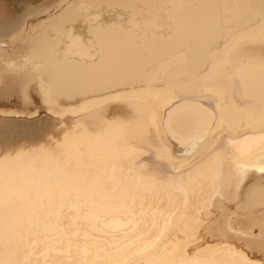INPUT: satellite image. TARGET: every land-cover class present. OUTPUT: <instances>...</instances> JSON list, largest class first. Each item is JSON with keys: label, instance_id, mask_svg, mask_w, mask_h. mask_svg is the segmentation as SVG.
Listing matches in <instances>:
<instances>
[{"label": "bare ground", "instance_id": "obj_1", "mask_svg": "<svg viewBox=\"0 0 264 264\" xmlns=\"http://www.w3.org/2000/svg\"><path fill=\"white\" fill-rule=\"evenodd\" d=\"M91 1L76 0L44 30L41 24L31 56L4 61L11 70L38 64L40 86L43 80L60 90L83 87L92 104L81 130L65 137L57 152L0 158V264H124L141 241L127 229L105 227L123 217H93L138 193L137 218H155L159 229V239L157 229L151 241L143 239L150 252L156 243L147 259L180 264L201 251L194 240L185 246L189 236L175 219L184 211V195L170 184L187 176L154 156L161 140L171 148L168 135L164 128L136 132L148 108L138 110L127 97L147 87L148 78L154 88H175L176 136L207 124L208 141L222 140L213 135L221 119L236 134L264 135V0ZM24 15L0 20L1 42L15 39ZM13 84L19 90L20 82ZM115 96L121 99H110ZM59 122L0 117V148L37 143ZM249 147L259 150L258 143ZM188 199L192 216L200 194ZM146 227L142 223L137 233L143 236Z\"/></svg>", "mask_w": 264, "mask_h": 264}, {"label": "snow or ice", "instance_id": "obj_2", "mask_svg": "<svg viewBox=\"0 0 264 264\" xmlns=\"http://www.w3.org/2000/svg\"><path fill=\"white\" fill-rule=\"evenodd\" d=\"M45 15V11L33 9L25 14L24 19L31 18L39 23L40 17ZM32 68L38 72L41 66L33 63ZM134 78L129 77L130 80ZM152 79L154 78L147 79V87L127 97L136 102L135 107L138 110L148 108L147 122L138 124L136 132L139 135H147L152 129L159 133L160 129L164 128L165 135H168L171 141V148L167 142L161 140L160 146L153 150L154 156L158 160L167 161L176 172L187 176L185 180L181 175L170 184L184 195V211H180L175 219L181 223L189 236L185 246L198 239L201 224L206 225L207 235L211 237L210 241H206L207 248L203 244H197L201 251L190 259L181 260L180 264H264V135L249 137L246 134H236L235 126L221 119L216 123L213 135L222 137V140L208 141L207 124L191 135L176 136L173 125L177 113L172 107L175 88H154ZM31 83L29 80L26 87H30ZM87 96L88 93L83 87L60 90L53 83L41 80L35 97L29 92L22 94V104L31 108L34 118L39 116L41 108L51 115L62 117L69 111L76 114L90 111L92 102ZM146 98L153 99L155 103L147 105ZM110 99L119 101L121 97ZM161 111L163 115L160 114ZM240 135L244 138L240 139ZM257 143L258 151L249 147ZM197 155H200V159H188ZM197 193L200 194V200L196 211L192 216H187L188 197ZM138 195L142 194L138 193L118 205L106 208L104 213L93 219L100 222L107 220L108 216L123 217L114 220L111 225L105 223V227L127 229L126 235L136 234L137 240L141 241L137 249L130 253L134 258L124 261V264H155L154 260L145 256L146 253L154 254L157 250L155 241L151 243V252L142 242L145 237L151 241L154 235L152 229H157L155 234L159 239L158 222L155 218L151 221L137 218ZM257 210L258 221L249 215ZM141 216H144V213H141ZM142 223L148 227L144 229L143 236H140L137 229ZM170 226L169 218L165 217L164 230L167 231ZM256 240L259 241V256L245 255L249 249L255 251L252 242ZM222 256L226 259H221Z\"/></svg>", "mask_w": 264, "mask_h": 264}, {"label": "rangeland", "instance_id": "obj_3", "mask_svg": "<svg viewBox=\"0 0 264 264\" xmlns=\"http://www.w3.org/2000/svg\"><path fill=\"white\" fill-rule=\"evenodd\" d=\"M19 0L18 4L12 2V0H0L3 4V10L0 13V20H6L11 18H18V15L23 13H28L33 9H40L46 12L45 16L40 17V22L28 18L24 19L18 24L17 28L14 31L15 38L11 41L9 38L0 39V108L4 110H13L12 113L0 112V115L7 117H16L23 119H50L57 122V119L60 120L56 129L49 133L43 140L28 144L23 143L18 147H7L0 148V158L8 157L15 155L17 152L23 151L24 155L27 156H37L41 152H57L61 147L65 137L72 136L75 133L79 132L82 128V123H85V112L82 113H72L67 112L64 116L51 115L49 112L40 109L38 117H33L30 115L31 108L26 107L22 104V94L24 92H29L33 97L36 96L38 90L40 89L39 78L37 77L34 70L31 69H9L4 65V61L8 59H18L24 56H31L33 49H35V40L34 37L41 32V28L44 30L46 25H51L57 20L58 16L63 10L68 7L73 6L76 0ZM83 3L90 4L91 0H78ZM28 10L27 12L25 11ZM50 13V14H49ZM41 24H44L43 26ZM40 25V26H39ZM47 25V26H48ZM42 26V27H41ZM42 30V31H43ZM34 40V41H33ZM34 44V45H33ZM26 55H25V54ZM31 53V55L29 54ZM23 55V56H22ZM8 76V78H7ZM17 80L20 82L19 90H13V82ZM29 80L32 81L30 87H26ZM6 89H9V91ZM37 107H39L37 102ZM22 114L23 115H18ZM20 112V113H19ZM16 115H15V114ZM25 113V114H24ZM11 114V115H9ZM74 114V115H73ZM79 118H78V117ZM84 118V120H83ZM79 119V120H78ZM258 211L255 213H250V217L255 220H259ZM198 239L192 242V246L202 243L203 246L208 247L206 241H210L211 237L207 235L206 225L201 224L198 230ZM253 247L255 251L249 249L247 253L251 256H259V241H253Z\"/></svg>", "mask_w": 264, "mask_h": 264}, {"label": "water", "instance_id": "obj_4", "mask_svg": "<svg viewBox=\"0 0 264 264\" xmlns=\"http://www.w3.org/2000/svg\"><path fill=\"white\" fill-rule=\"evenodd\" d=\"M12 2H14L15 4H18L19 3V0H12ZM1 109V108H0ZM0 117L4 118V119H7V118H14V117H7V116H2L0 115Z\"/></svg>", "mask_w": 264, "mask_h": 264}]
</instances>
